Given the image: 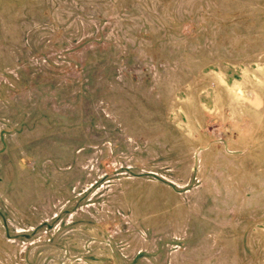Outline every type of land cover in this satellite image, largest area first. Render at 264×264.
I'll return each instance as SVG.
<instances>
[{"label":"rangeland","instance_id":"obj_1","mask_svg":"<svg viewBox=\"0 0 264 264\" xmlns=\"http://www.w3.org/2000/svg\"><path fill=\"white\" fill-rule=\"evenodd\" d=\"M0 264H264V0H0Z\"/></svg>","mask_w":264,"mask_h":264}]
</instances>
